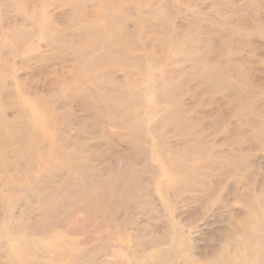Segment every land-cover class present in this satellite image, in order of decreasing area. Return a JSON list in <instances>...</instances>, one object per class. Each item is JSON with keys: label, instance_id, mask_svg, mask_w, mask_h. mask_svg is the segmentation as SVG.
I'll list each match as a JSON object with an SVG mask.
<instances>
[{"label": "rangeland", "instance_id": "rangeland-1", "mask_svg": "<svg viewBox=\"0 0 264 264\" xmlns=\"http://www.w3.org/2000/svg\"><path fill=\"white\" fill-rule=\"evenodd\" d=\"M0 264H264V0H0Z\"/></svg>", "mask_w": 264, "mask_h": 264}]
</instances>
